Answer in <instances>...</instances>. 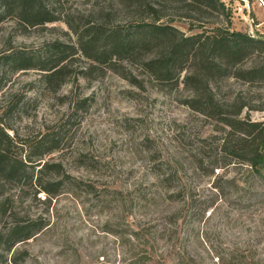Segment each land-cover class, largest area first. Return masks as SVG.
Wrapping results in <instances>:
<instances>
[{
	"label": "rangeland",
	"instance_id": "rangeland-1",
	"mask_svg": "<svg viewBox=\"0 0 264 264\" xmlns=\"http://www.w3.org/2000/svg\"><path fill=\"white\" fill-rule=\"evenodd\" d=\"M222 1L233 12L235 31L264 36V0ZM160 2L167 8L162 22L189 35L192 20L182 17L188 13L183 0ZM43 3L55 12V22L28 25L17 3L0 14V127L13 140L9 156L18 160L42 136H59V147L44 160L62 164L77 181L65 183L47 205L45 194H35L34 180L19 184L0 175V204L13 202L6 213L0 206V229L13 222L15 212L46 222L17 245L18 264H133L146 249L149 264H221L219 258L230 254L239 264H264V179L236 162L213 169L215 161L224 166L222 133L183 104L182 85L170 90L149 84L140 92L114 73L84 79L86 60L77 53L69 59L71 77L54 92L42 84L41 71L5 64L15 53L36 55L56 41L76 44L67 22L95 21L102 17L99 10L113 5ZM124 16L123 9L116 20ZM217 92L250 106L264 104L263 85L230 78ZM249 114L264 121V111ZM218 177L222 194L213 187Z\"/></svg>",
	"mask_w": 264,
	"mask_h": 264
},
{
	"label": "trees",
	"instance_id": "trees-1",
	"mask_svg": "<svg viewBox=\"0 0 264 264\" xmlns=\"http://www.w3.org/2000/svg\"><path fill=\"white\" fill-rule=\"evenodd\" d=\"M162 1L167 3L169 0ZM43 2L0 0V14H8L12 5L17 3L22 19L28 25L55 22V12ZM183 2L188 13L182 17L192 20L189 35L162 22L167 8L160 0H112V8L99 10L98 15L102 17L95 21L84 24L67 22L77 38L76 44L56 41L47 44L36 55L15 53L5 64L14 65L16 70L41 71L42 84L54 92L71 77L72 62L69 59L77 53L86 60V67L81 70L84 79L93 74L114 73L140 92H145L149 84L168 85L170 90L182 85L187 93L183 104L194 113L214 121L222 133L219 152L224 166L215 161L213 169H223L236 162L258 172L264 179V121H255L249 114L264 111V104L250 106L240 98L223 99L217 92L221 83L230 78L264 86V36L253 37L235 31L232 28L233 12L222 0ZM123 9L126 16L122 21L116 20ZM208 21L214 27L206 26ZM130 95L136 97L138 93L130 92ZM59 141V136L44 135L29 146L28 157L13 159L8 153L13 140L0 127V175L4 180L19 184L29 178L31 182L34 180L35 194H45L43 203L50 204L65 183L76 185V179L65 173L62 164L44 160V156L56 151ZM222 181V177H218L213 185L221 194ZM9 204L13 202L6 200L0 204L4 213ZM17 216L15 212L13 222L0 229V264H18L17 245L34 238L46 227L43 218ZM134 235L139 240L138 233ZM142 252L145 255H138L133 264H140L142 259L146 260L143 264L150 263L152 254L149 249ZM9 253L11 259L7 260L5 255ZM22 253L26 255L27 252ZM219 261L221 264L238 262L232 254L221 256Z\"/></svg>",
	"mask_w": 264,
	"mask_h": 264
}]
</instances>
